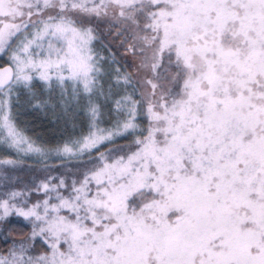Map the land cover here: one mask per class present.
I'll list each match as a JSON object with an SVG mask.
<instances>
[{
    "label": "snow or ice",
    "instance_id": "6c2138e0",
    "mask_svg": "<svg viewBox=\"0 0 264 264\" xmlns=\"http://www.w3.org/2000/svg\"><path fill=\"white\" fill-rule=\"evenodd\" d=\"M0 264H264V0H0Z\"/></svg>",
    "mask_w": 264,
    "mask_h": 264
}]
</instances>
